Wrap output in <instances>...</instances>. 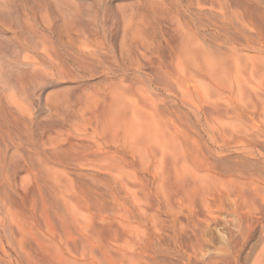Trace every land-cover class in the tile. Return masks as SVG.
I'll return each instance as SVG.
<instances>
[{"label":"rangeland","instance_id":"1","mask_svg":"<svg viewBox=\"0 0 264 264\" xmlns=\"http://www.w3.org/2000/svg\"><path fill=\"white\" fill-rule=\"evenodd\" d=\"M0 264H264V0H0Z\"/></svg>","mask_w":264,"mask_h":264}]
</instances>
